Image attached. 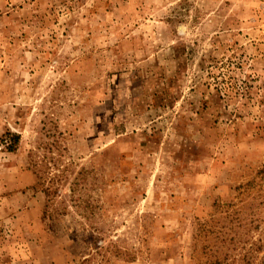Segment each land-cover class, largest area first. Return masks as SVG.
Instances as JSON below:
<instances>
[{
    "label": "rangeland",
    "instance_id": "1",
    "mask_svg": "<svg viewBox=\"0 0 264 264\" xmlns=\"http://www.w3.org/2000/svg\"><path fill=\"white\" fill-rule=\"evenodd\" d=\"M0 264H264V0H0Z\"/></svg>",
    "mask_w": 264,
    "mask_h": 264
},
{
    "label": "trees",
    "instance_id": "2",
    "mask_svg": "<svg viewBox=\"0 0 264 264\" xmlns=\"http://www.w3.org/2000/svg\"><path fill=\"white\" fill-rule=\"evenodd\" d=\"M13 137H14V139H15L16 142L19 141V135L18 134H14Z\"/></svg>",
    "mask_w": 264,
    "mask_h": 264
}]
</instances>
